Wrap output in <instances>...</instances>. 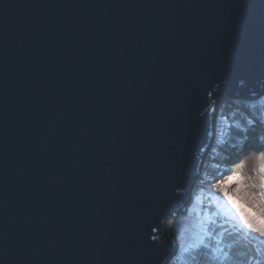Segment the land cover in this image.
<instances>
[{
  "label": "water",
  "instance_id": "obj_1",
  "mask_svg": "<svg viewBox=\"0 0 264 264\" xmlns=\"http://www.w3.org/2000/svg\"><path fill=\"white\" fill-rule=\"evenodd\" d=\"M263 97L264 0H0V264H168L222 104Z\"/></svg>",
  "mask_w": 264,
  "mask_h": 264
},
{
  "label": "rangeland",
  "instance_id": "obj_2",
  "mask_svg": "<svg viewBox=\"0 0 264 264\" xmlns=\"http://www.w3.org/2000/svg\"><path fill=\"white\" fill-rule=\"evenodd\" d=\"M260 120H264V97L258 102L231 98L222 104L217 120L220 131L194 184L192 203L186 213L167 223L166 230L173 231L179 243L170 264H264V233L257 231L264 227L260 223L264 133L258 130L264 123ZM233 175L240 179L229 182Z\"/></svg>",
  "mask_w": 264,
  "mask_h": 264
},
{
  "label": "snow or ice",
  "instance_id": "obj_3",
  "mask_svg": "<svg viewBox=\"0 0 264 264\" xmlns=\"http://www.w3.org/2000/svg\"><path fill=\"white\" fill-rule=\"evenodd\" d=\"M261 159H264V154H262ZM239 179H240V176L239 175H233V176L229 177V182H235V181H238ZM224 195L230 201L232 200V197L228 195L227 191H224ZM233 203H235V201H233ZM244 223L247 224L249 228H251L253 226L251 223H249V221L246 218H244ZM260 223H261L262 226H264V218H262L260 220ZM257 231L264 233V227L258 228ZM153 239L155 240L156 237H153ZM199 243L200 244H203L204 241L203 240H200Z\"/></svg>",
  "mask_w": 264,
  "mask_h": 264
},
{
  "label": "trees",
  "instance_id": "obj_4",
  "mask_svg": "<svg viewBox=\"0 0 264 264\" xmlns=\"http://www.w3.org/2000/svg\"><path fill=\"white\" fill-rule=\"evenodd\" d=\"M258 130L263 134L264 132H262L264 130V127L261 125H258ZM250 140L252 141L253 138L251 137ZM244 145H242L241 147H243Z\"/></svg>",
  "mask_w": 264,
  "mask_h": 264
},
{
  "label": "bare ground",
  "instance_id": "obj_5",
  "mask_svg": "<svg viewBox=\"0 0 264 264\" xmlns=\"http://www.w3.org/2000/svg\"><path fill=\"white\" fill-rule=\"evenodd\" d=\"M220 131V127L217 125V130H216V134ZM264 132V130H263Z\"/></svg>",
  "mask_w": 264,
  "mask_h": 264
},
{
  "label": "clouds",
  "instance_id": "obj_6",
  "mask_svg": "<svg viewBox=\"0 0 264 264\" xmlns=\"http://www.w3.org/2000/svg\"><path fill=\"white\" fill-rule=\"evenodd\" d=\"M168 264H170V262H168Z\"/></svg>",
  "mask_w": 264,
  "mask_h": 264
}]
</instances>
